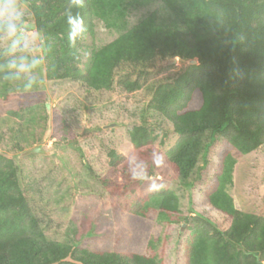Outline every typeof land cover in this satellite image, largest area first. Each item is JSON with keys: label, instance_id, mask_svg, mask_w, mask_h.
<instances>
[{"label": "trees", "instance_id": "obj_1", "mask_svg": "<svg viewBox=\"0 0 264 264\" xmlns=\"http://www.w3.org/2000/svg\"><path fill=\"white\" fill-rule=\"evenodd\" d=\"M182 26L171 29L157 22L155 12L127 29V13L149 0H21L28 6L42 45L46 77L73 80L96 92L111 91L116 71L135 74L118 82L135 92L162 61L196 59L197 64L153 84L149 106L168 120L178 136L163 155L183 186H188L207 133L221 140L217 168L202 192L203 206L228 224L224 231L210 220L190 217L186 264H264V217L238 211L226 189L232 184L236 157L264 145V0H159ZM79 16L83 31L75 43L68 34V16ZM94 20L122 31L115 40L91 52L83 69L80 41L93 33ZM0 55V96L11 76ZM131 163L114 151L112 171L129 179L145 175L160 158L155 137L143 126L129 131ZM151 158V159H150ZM118 187H114L116 191ZM159 214L179 213L177 196L157 194ZM145 204L132 211L141 214ZM0 264H160L147 255L92 252L46 237L20 189L13 161L0 154Z\"/></svg>", "mask_w": 264, "mask_h": 264}, {"label": "rangeland", "instance_id": "obj_2", "mask_svg": "<svg viewBox=\"0 0 264 264\" xmlns=\"http://www.w3.org/2000/svg\"><path fill=\"white\" fill-rule=\"evenodd\" d=\"M23 6L27 37L43 57L32 13ZM153 12L159 24L182 30L159 0L131 8L127 29ZM120 34L122 31L107 29L94 20L93 33L80 41V68L85 67L92 51ZM24 44L21 38L13 50L11 41L0 42V55L19 65V49ZM46 66L43 59L38 83L32 89L24 91L22 81H9L5 97L0 96V154L13 161L20 189L48 239L92 252L144 254L160 264H186L190 217L208 219L221 231L228 228L222 216L202 204V192L217 168L221 140L206 134V148L187 187L164 162V153L178 136L171 123L149 104L153 84L179 72L180 63L159 71L156 67L135 92L124 91L118 84L128 76L136 78L129 74L131 69L116 71L111 91L96 92L73 80H48ZM17 70H9L10 75ZM134 126L152 132L161 156L151 157L153 167L148 175L141 169L139 177L129 179L120 170H111L109 154L114 151L131 163L129 131ZM37 146L47 154L23 155ZM114 187L119 189L114 191ZM164 191L173 192L178 199L179 213L170 218L159 214L157 194ZM226 191L238 211L264 217V145L236 157L232 184ZM143 201L144 210L135 214L132 210Z\"/></svg>", "mask_w": 264, "mask_h": 264}, {"label": "clouds", "instance_id": "obj_3", "mask_svg": "<svg viewBox=\"0 0 264 264\" xmlns=\"http://www.w3.org/2000/svg\"><path fill=\"white\" fill-rule=\"evenodd\" d=\"M25 9L21 0H0V42L4 45L7 41H11L13 50L19 44L21 38L25 39V44L19 49L21 55V63L17 65L16 60L6 59L4 67L11 70H18L12 76H5V80L22 81L23 90L28 91L38 83V69L43 63V57L37 54V50L33 45V41L28 39L27 31L24 25L27 23L25 19ZM68 23L71 29L68 34L70 43H75L78 35L83 31V21L77 16H68ZM133 179L137 177L133 175Z\"/></svg>", "mask_w": 264, "mask_h": 264}, {"label": "water", "instance_id": "obj_4", "mask_svg": "<svg viewBox=\"0 0 264 264\" xmlns=\"http://www.w3.org/2000/svg\"><path fill=\"white\" fill-rule=\"evenodd\" d=\"M177 63H180L182 65V71L184 72L189 66L196 65L197 60L191 59V60L179 61L178 58L168 59V60H165V61H162L161 63H159L157 68H156V71H159V70L167 68V67L174 66ZM29 154L46 155L47 153L42 150L41 146H37V147L23 153V155H29Z\"/></svg>", "mask_w": 264, "mask_h": 264}]
</instances>
